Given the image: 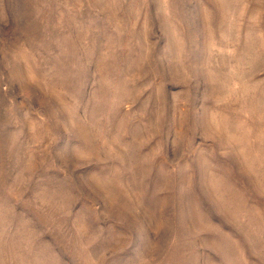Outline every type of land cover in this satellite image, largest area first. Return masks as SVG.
<instances>
[{
	"label": "rangeland",
	"instance_id": "obj_1",
	"mask_svg": "<svg viewBox=\"0 0 264 264\" xmlns=\"http://www.w3.org/2000/svg\"><path fill=\"white\" fill-rule=\"evenodd\" d=\"M0 264H264V0H0Z\"/></svg>",
	"mask_w": 264,
	"mask_h": 264
}]
</instances>
